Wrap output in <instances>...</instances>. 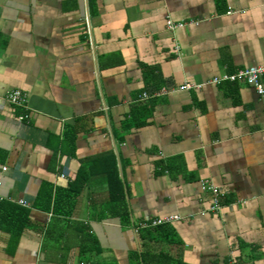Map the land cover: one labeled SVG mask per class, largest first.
Returning <instances> with one entry per match:
<instances>
[{
  "label": "crops",
  "instance_id": "1",
  "mask_svg": "<svg viewBox=\"0 0 264 264\" xmlns=\"http://www.w3.org/2000/svg\"><path fill=\"white\" fill-rule=\"evenodd\" d=\"M250 65L264 0H0V200L29 208L19 237L0 229V264H264V92L208 83ZM111 154L127 223L99 172ZM45 184L56 213L33 206Z\"/></svg>",
  "mask_w": 264,
  "mask_h": 264
},
{
  "label": "trees",
  "instance_id": "2",
  "mask_svg": "<svg viewBox=\"0 0 264 264\" xmlns=\"http://www.w3.org/2000/svg\"><path fill=\"white\" fill-rule=\"evenodd\" d=\"M140 109V107H137ZM144 108V107H143ZM135 109H131L130 121L129 124L139 125L144 121L135 122V119H132V116L135 115ZM133 114V115H132ZM134 118V117H133ZM68 133L70 137H74V130L68 127ZM98 163V162H97ZM116 164L114 156L111 154L107 160V166L104 167L102 171H99L105 178L107 187H108V197L110 208L114 209V213L118 215L123 223L128 222V213L126 209V203L123 194L122 184L118 178V173L116 172ZM64 198H70L73 193L70 191H64ZM63 195L56 191L52 193L51 187L45 184L36 199L33 202V206L41 207L44 210H51L53 213L57 212V203L62 198ZM73 197V196H72ZM56 211V212H55ZM29 208L17 205L8 200H0V229L9 232L12 238L16 239L19 237L23 228L29 223L28 218ZM161 226H155L154 229L160 228ZM148 227H146V231ZM149 232V231H148ZM141 263L139 264H181L177 259L172 258L166 254H154L152 252L142 250L140 252ZM136 256V254H135ZM94 264V263H90Z\"/></svg>",
  "mask_w": 264,
  "mask_h": 264
},
{
  "label": "built area",
  "instance_id": "3",
  "mask_svg": "<svg viewBox=\"0 0 264 264\" xmlns=\"http://www.w3.org/2000/svg\"><path fill=\"white\" fill-rule=\"evenodd\" d=\"M183 22H174L171 19H166V26L169 29H174L175 27L183 26ZM264 80V65H250L242 68H238L235 71L224 73L209 79L208 83L210 84H219L222 82H230L234 83L237 81H243L247 84L252 85L258 94H263L264 89L262 85V81ZM198 86V85H197ZM195 87L191 83H184L180 86L182 89H189ZM142 97H147V93H143ZM26 94L20 89H12L7 92L6 94V101H8L11 105L20 108L22 112L18 114V120L23 121L26 119ZM3 170L5 168L3 167ZM200 187L202 191H207L211 194V211H217L221 207L220 203V191L216 185H214L209 180H202L200 182ZM18 203L22 206H27L25 201L19 200ZM178 215H170V216H163L160 218H155L149 221V223H141V227H154L158 225H163L168 222H171L174 219H178Z\"/></svg>",
  "mask_w": 264,
  "mask_h": 264
}]
</instances>
